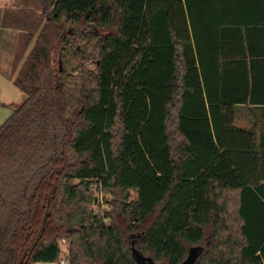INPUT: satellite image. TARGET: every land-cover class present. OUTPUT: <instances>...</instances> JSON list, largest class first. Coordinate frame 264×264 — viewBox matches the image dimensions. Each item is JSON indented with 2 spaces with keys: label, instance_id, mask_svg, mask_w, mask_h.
I'll use <instances>...</instances> for the list:
<instances>
[{
  "label": "trees",
  "instance_id": "trees-1",
  "mask_svg": "<svg viewBox=\"0 0 264 264\" xmlns=\"http://www.w3.org/2000/svg\"><path fill=\"white\" fill-rule=\"evenodd\" d=\"M238 1L15 0L0 264H183L193 247L194 264H264V132L252 111L235 123L256 102L252 31L222 8Z\"/></svg>",
  "mask_w": 264,
  "mask_h": 264
},
{
  "label": "crops",
  "instance_id": "crops-1",
  "mask_svg": "<svg viewBox=\"0 0 264 264\" xmlns=\"http://www.w3.org/2000/svg\"><path fill=\"white\" fill-rule=\"evenodd\" d=\"M225 12L238 16V21L248 22L247 25L236 24L235 28L250 29L252 31L247 40L250 52L247 64L250 70V79L253 81L254 104H239L235 123L238 127L252 129L254 119L249 111L256 116V120L262 126L264 132V0H239L235 4L222 7ZM242 62L236 59L233 63L234 71L242 72ZM238 66V67H236ZM241 76V75H240Z\"/></svg>",
  "mask_w": 264,
  "mask_h": 264
},
{
  "label": "rangeland",
  "instance_id": "rangeland-1",
  "mask_svg": "<svg viewBox=\"0 0 264 264\" xmlns=\"http://www.w3.org/2000/svg\"><path fill=\"white\" fill-rule=\"evenodd\" d=\"M14 5L15 0H0V102L3 103L0 105V126L19 106L24 96L14 83V78L20 66L16 64V58L25 37L19 31L3 25L4 13ZM107 197L111 196L107 195ZM61 245L62 249H67L64 243Z\"/></svg>",
  "mask_w": 264,
  "mask_h": 264
},
{
  "label": "water",
  "instance_id": "water-1",
  "mask_svg": "<svg viewBox=\"0 0 264 264\" xmlns=\"http://www.w3.org/2000/svg\"><path fill=\"white\" fill-rule=\"evenodd\" d=\"M133 255L138 264H156L152 257L144 255L140 250L133 248ZM200 251L199 247L191 248L188 257L183 262V264H194L198 253Z\"/></svg>",
  "mask_w": 264,
  "mask_h": 264
},
{
  "label": "built area",
  "instance_id": "built-area-1",
  "mask_svg": "<svg viewBox=\"0 0 264 264\" xmlns=\"http://www.w3.org/2000/svg\"><path fill=\"white\" fill-rule=\"evenodd\" d=\"M108 207V205H106ZM49 264H67L65 256H62L61 260L57 263H49Z\"/></svg>",
  "mask_w": 264,
  "mask_h": 264
}]
</instances>
